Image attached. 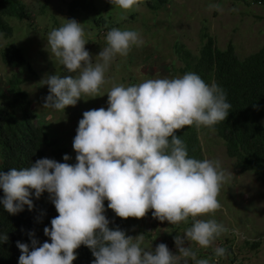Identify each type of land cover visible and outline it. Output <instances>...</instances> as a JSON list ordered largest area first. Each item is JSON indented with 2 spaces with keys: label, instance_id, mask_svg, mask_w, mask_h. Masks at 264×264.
Segmentation results:
<instances>
[{
  "label": "clouds",
  "instance_id": "1",
  "mask_svg": "<svg viewBox=\"0 0 264 264\" xmlns=\"http://www.w3.org/2000/svg\"><path fill=\"white\" fill-rule=\"evenodd\" d=\"M111 2L129 11L139 0ZM213 7L219 10L218 5ZM84 37L74 19L48 34L51 54L69 73L78 75L43 79L48 87L43 108L64 112L82 95L99 93L113 59L144 43L136 30L112 28L106 34L107 46L97 55L101 62L94 63ZM226 95L215 82L208 84L194 72L115 85L107 93V110L83 112L72 142L75 164L67 163L70 157L64 155L63 163L40 158L30 167L0 171L4 193L0 204L9 214H17L24 205L31 210L33 190L37 199L47 192L58 213L51 227L43 229L50 243L39 244L31 232V245L17 242L18 264H72L81 245L90 249L92 264H181L182 260L187 264L189 257L196 264H209L207 259L197 260L185 242L208 248L228 231L214 219H197L220 209L218 195L228 175L218 160L190 158L176 132L194 124L212 128L225 121L231 108ZM105 200L121 219H140L153 210L154 218L173 225L191 217V227L174 237L176 254L164 243L146 250L141 247L143 234L132 237L119 227H109ZM6 241L7 235L0 236V242ZM214 252L217 257L226 255L224 247Z\"/></svg>",
  "mask_w": 264,
  "mask_h": 264
},
{
  "label": "rangeland",
  "instance_id": "2",
  "mask_svg": "<svg viewBox=\"0 0 264 264\" xmlns=\"http://www.w3.org/2000/svg\"><path fill=\"white\" fill-rule=\"evenodd\" d=\"M24 1L31 9L35 22L30 26L29 21L11 19L13 34L10 37L0 35V50L6 44L18 45L25 50L33 73L29 70L24 72L22 88L27 91L39 119L57 138L60 146L65 148L64 152L55 150L54 146L46 148L47 157L55 158L61 163L65 162L64 155L70 157L67 163H76L72 142L78 122L85 111L101 107L107 110V93L113 86L122 84L127 87L148 79H171L184 75L176 71L183 63L174 54L175 42H181L187 49L197 53L201 41L200 30L206 26L218 47L224 48L228 42H232L240 56L264 45V3L259 0H168L165 6L155 12L146 6L144 0H139L138 5L129 11L119 8L111 0H93L100 8L109 4L107 9L115 20L128 19L131 12L135 13L133 19L118 28L138 31L144 43L141 46L133 45L127 56L117 55L113 59L99 93L94 96L82 95L75 106H68L63 112L42 107L44 98L48 95V87L43 85L42 80L54 74L63 77L76 76L78 73H69L51 54L47 45L48 34L54 28L62 26L66 20L74 19L84 29L85 49L95 63L101 62L97 55L107 46V32L97 33L91 26L88 14L70 16L68 3L71 0ZM215 5L219 6V10L213 7ZM12 69L0 58V77L10 74ZM262 123L264 124V118ZM199 138L204 158L218 160L228 179L218 195L220 209L198 216L197 219H214L228 231L208 248L187 240L186 246L196 252L197 260L207 259L209 264H264V183L249 171L235 169L233 160L226 155L215 132L200 129ZM152 211L149 210L143 218L129 219L126 225L128 236L143 234L142 248L154 250L158 244L164 243L176 254L177 248L170 235L173 238L176 235L183 236L189 226H183L184 222L175 225L168 224L167 221L160 222L153 217ZM247 241H258L259 246L250 247ZM216 247H224L226 255L217 257L214 252ZM193 261L192 258H187V264H196Z\"/></svg>",
  "mask_w": 264,
  "mask_h": 264
},
{
  "label": "trees",
  "instance_id": "3",
  "mask_svg": "<svg viewBox=\"0 0 264 264\" xmlns=\"http://www.w3.org/2000/svg\"><path fill=\"white\" fill-rule=\"evenodd\" d=\"M259 1L264 3V0ZM167 2L168 0H144L146 6L154 12ZM108 5L100 8L93 0H71L68 3V13L72 17L88 14L91 26L97 33L118 28L135 17V13L131 12L128 19L115 20L107 9ZM43 9L44 7L41 8L42 11ZM34 18L24 0H0V35L10 37L13 34L11 19L29 21L31 26L35 22ZM200 38L197 53L187 49L181 42L174 43V54L183 63L176 71L182 74L194 72L208 84L215 82L227 94L226 100L231 108L226 120L212 128L194 124L178 130L176 135L184 141L190 158L204 160L200 129L215 132L226 155L233 160L235 169L249 171L264 183V45L240 56L232 42H228L224 48L218 47L206 26L200 30ZM0 58L5 65L14 69L10 74L0 77V171L6 173L10 168L30 167L37 159L49 158L46 154L47 147L54 146L55 150L63 152L65 148L60 146L57 138L39 119L27 91L22 88L24 72L29 70L33 73L25 50L18 45L6 44L0 50ZM254 104L256 108L253 107ZM49 159L60 162L55 158ZM3 196V190L0 189V199ZM29 198L33 203L32 209L29 210L24 205L23 210L15 215L9 214L0 204V236L7 235V241L0 242V264H18L21 253L17 242L31 245L30 232L34 233L39 244L51 242L44 235L43 229L50 228L51 219L58 215L54 204L47 192L37 199L33 190ZM107 204L108 201L105 200L104 215L110 221L109 227H119L128 235L126 225L130 218L117 217L107 208ZM191 223L192 219L183 226L191 227ZM170 236L174 241L173 235ZM247 242L250 247L259 246L258 241ZM227 248L230 249V246ZM75 251L77 258L72 264H92L94 257L88 247L81 245Z\"/></svg>",
  "mask_w": 264,
  "mask_h": 264
}]
</instances>
